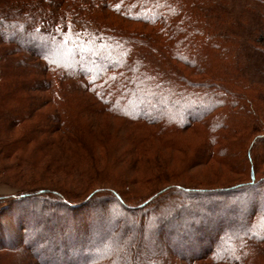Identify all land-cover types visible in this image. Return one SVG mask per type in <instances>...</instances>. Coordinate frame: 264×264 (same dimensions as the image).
<instances>
[{
    "label": "trees",
    "instance_id": "1",
    "mask_svg": "<svg viewBox=\"0 0 264 264\" xmlns=\"http://www.w3.org/2000/svg\"><path fill=\"white\" fill-rule=\"evenodd\" d=\"M0 178V264H264V0H0Z\"/></svg>",
    "mask_w": 264,
    "mask_h": 264
},
{
    "label": "rangeland",
    "instance_id": "2",
    "mask_svg": "<svg viewBox=\"0 0 264 264\" xmlns=\"http://www.w3.org/2000/svg\"><path fill=\"white\" fill-rule=\"evenodd\" d=\"M106 124H108V125H110V126H116V124H118L117 123V121H115V120H111V119H108L107 121H106ZM102 128L104 129V126H102ZM190 135H187V137H194V134L192 135L191 133H189ZM184 136V135H183ZM181 137V136H180ZM180 137H178V136H176V138H180ZM245 142L246 141H244L243 142V146L245 147ZM234 151H235V149H234ZM236 151L238 152V149H236ZM164 155H165V158L169 161V162H172V161H174V158H173V154H172V152H166V153H163ZM234 166H243L244 165V158H243V151H242V155H241V157L238 155L237 156V158H234ZM217 165V166H216ZM216 165H214V167H220V169H222L221 168V166H219L218 164H216ZM238 167V168H239ZM208 169V168H207ZM207 169H204L203 171H205V172H207ZM200 170V169H199ZM227 171V170H226ZM201 173H202V170L200 171ZM239 174H236V173H231L230 171L228 172L227 171V173H226V178H225V176H224V179L222 180V177H221V174H220V176H219V178H218V180H216V182L217 183H224V182H228V181H231L234 177H237ZM238 178H240V177H238ZM237 178V179H238ZM142 189V188H141ZM146 190H142V193L143 192H145ZM14 192V189L10 186V184H8V183H6L5 181H3V180H1V178H0V194H10V193H13ZM108 208H111V207H107L106 206V208H105V210L107 209V211H108ZM1 220L2 221H4V222H8L9 223V221H8V219L5 217V216H2L1 217ZM7 226V225H6Z\"/></svg>",
    "mask_w": 264,
    "mask_h": 264
}]
</instances>
